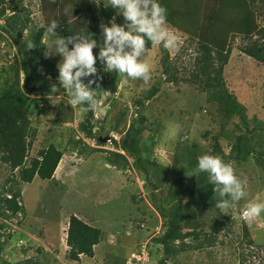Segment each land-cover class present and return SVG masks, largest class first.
Returning a JSON list of instances; mask_svg holds the SVG:
<instances>
[{
  "label": "rangeland",
  "instance_id": "374dc122",
  "mask_svg": "<svg viewBox=\"0 0 264 264\" xmlns=\"http://www.w3.org/2000/svg\"><path fill=\"white\" fill-rule=\"evenodd\" d=\"M7 1L9 0H5ZM13 1L17 14L29 18L28 27H31V31L50 23L54 15L65 17L74 31L88 27V13L76 11L73 7H68L69 5L61 12L49 7L50 0H47V3H42V0ZM63 2L70 3V0ZM159 2L166 8V13L171 10L172 14L178 12L176 6L184 4V0ZM255 5L262 6L261 12L264 10V0H255ZM8 12L5 13L7 16ZM95 14L92 26L101 34L100 25L103 18L98 10ZM113 16L116 17L118 24L123 23L122 16L116 13ZM261 18L256 19L257 23H262ZM2 25L4 22L1 20L0 26ZM167 27L178 36V48L165 50L162 46L152 44L144 57L153 69L150 84L145 86L139 80H129L125 83L124 78L117 73L116 79L110 84L107 77L102 79V74H99L97 105L92 110L90 119L93 131L102 138L115 135L119 140L127 129L140 127L142 131L138 136L139 148L142 151L154 150L157 158L158 165L154 168V173L165 166L169 167L175 155L178 157V163L174 171L183 164L184 160L181 157L183 153L191 151L196 155H203L215 152L213 150L215 142L220 149L228 153L234 140L220 136L221 117L217 103L207 100L206 93L202 92L197 84L188 81L194 68V60L199 54L196 39H191L187 33L169 23ZM29 31L24 30L22 37L25 38ZM5 36L0 29V89L5 88L7 84L13 85L16 81L15 71L18 69L17 61L20 55L17 46ZM229 37L231 53L223 70L225 84L232 89L252 94L254 101L251 108L248 106L251 111L249 115L245 113L243 119L234 116L232 118L234 124L230 122L226 128L227 132H230L232 128L238 126L239 131H245L246 127H252L256 121L264 124V68L240 51L246 42L240 34ZM47 39L46 32L43 42L46 43ZM165 53L179 77L177 83L164 80L160 62ZM41 59L52 67L40 66L38 68L40 76H46L47 80L50 76L52 83H58L56 77L59 55L46 59L42 54ZM98 69L101 71V67ZM152 86L157 88L155 95L146 99L144 96ZM93 87H96V84H93ZM43 98L49 100L47 103L39 102L40 106L44 107L43 111H36L30 117L31 124L36 129V139L31 146L30 156L42 145H47V142L56 144L63 151V155L52 180L35 177L30 183L17 184L21 190L20 204L27 213L24 223L27 228L19 226L13 232L10 229V234L14 235H11L12 237L0 235L2 244L0 264H114L113 257L118 256L128 262L129 255L143 247L146 248L147 242L148 249L154 250L149 243V236L157 233L160 217L152 207L151 194H154L160 204L164 203L167 183L164 181L157 183V189L154 191L150 186H144L142 173L132 165V159L129 157L127 169L122 171L116 169L106 160L112 154L110 150H113V147L106 145V142L97 145L96 140L86 138L79 130L78 125L86 113L83 105L71 107L66 97L62 99L60 96L53 97L52 94L49 99ZM136 100H141L140 104H137ZM140 117L144 118L142 122L139 121ZM131 124L132 128L129 127ZM205 130L208 131L206 137L201 134ZM258 131V129L253 131L251 136L255 143L257 141L261 144L259 147L264 153V133ZM154 132L158 136L153 135V139H149ZM215 136H219L217 140L214 139ZM73 142L78 143L77 147ZM83 143L101 151L90 153L87 147L81 151ZM228 163L241 179L247 181V195L233 205V211L239 207L246 208L252 202H264L263 166L255 159H251L250 162L230 160ZM8 172V168L0 164V182ZM58 174L64 177L56 179ZM155 175L157 173L153 174L152 171L150 179L156 181ZM165 175V178H168L167 173ZM175 175L176 173L173 176ZM135 192L136 194L140 192L145 205L140 203L127 212L125 207L127 205L131 207L130 204L134 203L131 194ZM244 210L240 214H243ZM74 213L102 230L101 239L93 248V256H81L77 262L64 258L60 241L69 217ZM132 215H144L141 230H135L128 221ZM237 218L238 215L229 232L224 235L222 231L217 236L218 241L231 239L232 244L224 246L216 244L208 249L184 251L170 258L168 264H264V214L250 224L249 232L254 240L252 246L244 243L241 247L238 245L241 240V226ZM1 232L3 231L0 230ZM159 255L151 258L153 264H156Z\"/></svg>",
  "mask_w": 264,
  "mask_h": 264
},
{
  "label": "trees",
  "instance_id": "16d2710c",
  "mask_svg": "<svg viewBox=\"0 0 264 264\" xmlns=\"http://www.w3.org/2000/svg\"><path fill=\"white\" fill-rule=\"evenodd\" d=\"M98 2H102V0H98ZM13 3H15L13 0L7 2L0 0V21L4 22L0 29L5 33L7 39L17 46V51L20 53L17 61L18 69L15 71L16 81L13 85L7 84L5 88L0 89V164L9 170L7 176L0 182V230L3 231L0 235L7 237L14 236L10 234V229L13 232L19 226L27 228L24 224L27 213L20 204L21 190L17 184L19 182L30 183L35 177L41 180H50L63 155V151L56 144L47 142V145H42L35 154L30 156L31 146L36 139V129L32 126L30 117L36 111H43L44 107L40 106L39 102H49V100H43L46 99L43 97L51 95L48 91L52 81L47 80L46 76H40L38 72L40 66L52 67L51 64L41 59L43 37L47 32L48 24H43L35 31H31V27H28L29 18L19 16ZM42 3H47V0H42ZM49 4L50 8L61 12L69 5L68 7H73L76 11L81 10L85 12L84 14L88 13V27L81 31H74L65 17L54 15L52 20L58 22L56 29L58 35L71 36L78 33L91 35L94 33L95 38L100 39L101 42V34L92 26V21L96 18L95 12L99 11L103 23L109 22L115 13L111 8L98 7L92 0H70V3H64L63 0H50ZM184 4L180 3L179 6H176L175 9L178 12L172 14L170 10L167 13V23L187 33L191 39H196L198 43L199 54L194 60V68L188 81L197 84L200 90L206 93L207 100L217 103L218 113L221 117L220 136L234 139L228 153L220 149L218 143L215 142L213 147L215 152L210 154L222 158L227 163L230 160L250 162L251 159H255L264 169V153L259 147L261 144L257 141L255 143L251 136L256 129L259 130L258 132L264 133V124L256 121L252 127H246L245 131H239L238 126L232 128L230 132H227L226 128L228 123L234 124L232 121L234 116L243 119L245 113L249 115L251 104L254 101L253 95L226 86L223 77L224 66L228 63L231 53L229 36L234 34H240L242 39L246 40L240 51L264 68V10L260 11L262 6L255 5V0H184ZM42 7L44 8L43 5ZM6 11H9V16L5 14ZM258 17L261 18L262 23H257ZM27 29L30 30L29 34L23 38V31ZM28 45L33 48L28 49L26 47ZM151 46L150 42H146L148 50ZM95 51L97 49H93L94 53H96ZM167 57L168 55L165 53L160 62L164 80L177 83L179 77ZM99 67H101V71L98 69V75L102 74V79L107 77L112 84L116 79V73L111 75L103 72L102 65L98 62L97 68ZM156 90V86H152L144 97L152 98ZM140 101L136 100V103L140 104ZM86 107L83 105L84 109ZM253 116H255L254 113ZM91 118L92 110L86 111L85 118L79 123L78 128L86 138L96 140L97 145H103L104 143L99 140L102 137L93 131ZM143 120L144 118L140 117L139 121ZM129 127L132 128L133 125L131 124ZM141 131L140 127L127 129L119 140L115 135L107 136L113 150H110L112 154L106 160L116 169L122 171L129 166L127 164L128 157L131 158L132 165L144 177L143 185L150 186L153 191L157 189V183L162 181L167 183L164 203L160 204L154 194H151L152 207L160 217V225L157 233L149 236V243L151 247H154V250H149L150 260L146 264H153L151 258L159 254L156 264H168L170 258L184 251L208 249L216 244L220 246L232 244L231 239L218 241L217 236L222 231L224 235L230 231L236 215H238L237 220L241 226V240L238 245L241 247L244 243L247 246H252L254 240L249 231L250 224L254 220L240 218V213L245 208L239 207L236 211H233L232 208L223 212L216 209L213 205L218 197L212 191L213 185L208 183L207 174L201 173L197 178L186 174L196 167L197 158L202 154L196 155L191 151L183 153L181 157L184 162L178 170L174 171L178 163V157L175 155L173 163L169 167L165 166L154 173V168L158 165L157 158L154 150L142 151L139 148L140 139L138 136ZM207 132L205 130L201 134L206 137ZM105 133L108 135L107 131ZM153 135L158 136L154 132L149 136V139H153ZM218 137L215 136L214 139L217 140ZM73 145L77 147L78 143L73 142ZM84 147H87L90 153L101 151L91 148L85 143L80 147V150L82 151ZM152 171L153 174L157 173L156 181L150 179ZM161 171L163 172L161 173ZM166 173L168 178H165ZM175 173L176 175L173 176ZM8 193L9 195H7ZM131 199L135 204H130L131 207L127 205L125 207L127 212L140 203L145 205L140 192L131 194ZM136 210L140 212L138 207ZM141 213L144 214V212ZM143 217L144 215H132L128 221L131 222L135 230H141ZM148 232L153 233V231ZM101 236L100 228L71 215L66 239L69 249L64 258L77 262L80 256L92 257L93 248L99 243ZM1 250L2 244H0V253ZM240 255L242 256V254ZM112 259H114V264H126L124 258L116 256Z\"/></svg>",
  "mask_w": 264,
  "mask_h": 264
},
{
  "label": "clouds",
  "instance_id": "9594fccd",
  "mask_svg": "<svg viewBox=\"0 0 264 264\" xmlns=\"http://www.w3.org/2000/svg\"><path fill=\"white\" fill-rule=\"evenodd\" d=\"M92 2L98 7L113 9L117 15L123 17V23L118 24L115 16L109 22L101 23V42L91 32V35L78 33L60 36L56 31L58 22L52 20L46 26L48 39L42 45L44 58L50 59L57 55L60 57L57 63L58 83H51L48 93L53 97L60 96L62 99L66 97L71 107L86 105L85 111L94 110L97 105L98 62L102 65L103 72L120 74L125 83L129 80H139L148 86L152 80L153 69L144 58L148 51L146 42L171 50L178 48L179 40L167 27L166 9L159 0H102V2L92 0ZM26 47L33 48L31 45ZM93 49L98 51L94 53ZM48 80L51 81L52 78L49 76ZM93 84H96V87H93ZM57 93L59 95H56ZM47 97L49 99L48 95ZM201 173L207 174L208 183L213 185L212 191L217 194L218 199L213 205L216 209L222 212L230 210L234 204L246 197L247 181L241 179L234 168L222 158L208 153L200 155L196 167L186 174L197 178ZM53 178L54 176L50 180ZM262 214L264 202H252L243 211L245 218H242L241 214L240 218L252 221ZM72 215L80 218L78 214ZM67 227L68 222L60 236L64 254L69 249L66 241ZM145 246L148 244L145 243Z\"/></svg>",
  "mask_w": 264,
  "mask_h": 264
},
{
  "label": "built area",
  "instance_id": "2783aa9c",
  "mask_svg": "<svg viewBox=\"0 0 264 264\" xmlns=\"http://www.w3.org/2000/svg\"><path fill=\"white\" fill-rule=\"evenodd\" d=\"M241 217L245 218L243 214H241ZM145 247L147 248V250L146 248L143 247L142 249H140V251L131 254L129 261H131L132 263L130 264H146L147 261L150 260L149 259V249L147 246ZM145 256L146 258H144Z\"/></svg>",
  "mask_w": 264,
  "mask_h": 264
},
{
  "label": "water",
  "instance_id": "95a60500",
  "mask_svg": "<svg viewBox=\"0 0 264 264\" xmlns=\"http://www.w3.org/2000/svg\"><path fill=\"white\" fill-rule=\"evenodd\" d=\"M107 137L99 139L101 142H105Z\"/></svg>",
  "mask_w": 264,
  "mask_h": 264
},
{
  "label": "crops",
  "instance_id": "0c3cea01",
  "mask_svg": "<svg viewBox=\"0 0 264 264\" xmlns=\"http://www.w3.org/2000/svg\"><path fill=\"white\" fill-rule=\"evenodd\" d=\"M63 175L62 174H58V176L56 177L57 178H61Z\"/></svg>",
  "mask_w": 264,
  "mask_h": 264
}]
</instances>
